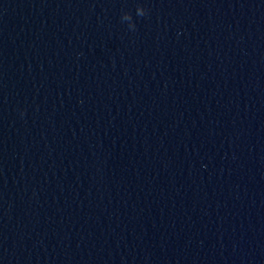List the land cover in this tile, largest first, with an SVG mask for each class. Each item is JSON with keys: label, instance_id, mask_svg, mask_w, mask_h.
Returning a JSON list of instances; mask_svg holds the SVG:
<instances>
[{"label": "water", "instance_id": "95a60500", "mask_svg": "<svg viewBox=\"0 0 264 264\" xmlns=\"http://www.w3.org/2000/svg\"><path fill=\"white\" fill-rule=\"evenodd\" d=\"M0 264H264V0H0Z\"/></svg>", "mask_w": 264, "mask_h": 264}]
</instances>
